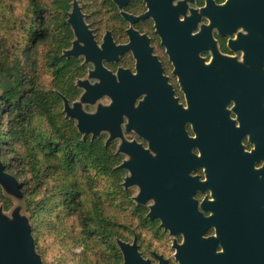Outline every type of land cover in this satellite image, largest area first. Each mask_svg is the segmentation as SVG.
<instances>
[{"label": "flooded vegetation", "instance_id": "af4514ba", "mask_svg": "<svg viewBox=\"0 0 264 264\" xmlns=\"http://www.w3.org/2000/svg\"><path fill=\"white\" fill-rule=\"evenodd\" d=\"M40 11L56 85L73 77L55 88L60 112L114 159L120 264H190L242 238L264 252V0Z\"/></svg>", "mask_w": 264, "mask_h": 264}, {"label": "trees", "instance_id": "16d2710c", "mask_svg": "<svg viewBox=\"0 0 264 264\" xmlns=\"http://www.w3.org/2000/svg\"><path fill=\"white\" fill-rule=\"evenodd\" d=\"M13 1L18 9L9 12L0 0V166L22 196L33 252L38 264H120L113 156L62 116L55 88L73 77L65 72L56 85L60 51L42 43L40 10L67 0Z\"/></svg>", "mask_w": 264, "mask_h": 264}, {"label": "water", "instance_id": "95a60500", "mask_svg": "<svg viewBox=\"0 0 264 264\" xmlns=\"http://www.w3.org/2000/svg\"><path fill=\"white\" fill-rule=\"evenodd\" d=\"M206 101H204L205 105H207ZM223 101L224 99L222 100L220 97L219 104L221 105ZM194 103L200 104L198 95H194ZM79 115L85 118L83 113L79 112ZM84 125L83 121L82 130ZM6 175L0 166V179L6 186H10L8 180L5 179ZM6 222V217L0 214V264H38L32 249L33 236L27 223L9 227ZM238 240L241 246L235 252L228 249L226 254L194 255L193 258L186 261L184 259L183 263L189 261L190 264H264V252L256 239H254L255 244H251V251L247 247L245 248L244 238ZM183 258L185 257L183 256ZM127 260V263H130L129 256Z\"/></svg>", "mask_w": 264, "mask_h": 264}, {"label": "rangeland", "instance_id": "374dc122", "mask_svg": "<svg viewBox=\"0 0 264 264\" xmlns=\"http://www.w3.org/2000/svg\"><path fill=\"white\" fill-rule=\"evenodd\" d=\"M5 3L7 5H11L10 9H8L9 12L16 11L18 9L15 1L13 0H5ZM5 179L8 180V184L10 186H6L4 182H2L1 185L4 187L5 194L12 198L13 204L9 209H5L3 204L0 203V214L6 217V223L9 227L24 225L27 223L28 213L25 210L26 208L20 191L18 187H16V181L9 175H6ZM75 251H78V249H75Z\"/></svg>", "mask_w": 264, "mask_h": 264}]
</instances>
